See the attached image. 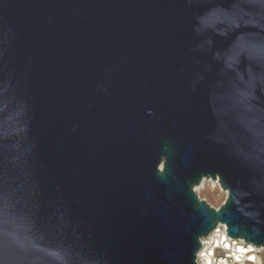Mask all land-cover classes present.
<instances>
[{
    "label": "water",
    "instance_id": "water-1",
    "mask_svg": "<svg viewBox=\"0 0 264 264\" xmlns=\"http://www.w3.org/2000/svg\"><path fill=\"white\" fill-rule=\"evenodd\" d=\"M195 11L184 0H0V23L15 32L9 70L33 103L44 196L59 197L112 264H186L195 237L214 226L190 185L207 174L246 178L204 136L203 87L190 90L202 59L190 51ZM166 138L177 181L154 173ZM219 216L246 223L231 204ZM35 223L42 242L63 239L58 213L42 209Z\"/></svg>",
    "mask_w": 264,
    "mask_h": 264
},
{
    "label": "clouds",
    "instance_id": "clouds-1",
    "mask_svg": "<svg viewBox=\"0 0 264 264\" xmlns=\"http://www.w3.org/2000/svg\"><path fill=\"white\" fill-rule=\"evenodd\" d=\"M184 3L196 9L191 18L196 43L190 51L202 59L200 70L191 76L190 90L199 93L203 87V104L211 120L205 139L246 171V178L234 185L225 183L220 173L202 175L190 185L214 226L195 237L186 264H264V0ZM217 38L229 43L217 47ZM14 40L15 32L0 23V264H112L111 256L89 241L62 200L48 201L44 196L35 162L33 103L16 73L9 70ZM31 68L29 62L26 72ZM99 87L107 91L106 85ZM221 99L226 103L221 104ZM146 115L155 117L156 112L148 108ZM171 152L170 140L163 139L154 167L160 181L180 179L169 167ZM208 179L219 184L224 194L219 207L198 195ZM229 204L246 223L231 226L220 218ZM42 209L61 217L59 244L42 242L36 232L35 218Z\"/></svg>",
    "mask_w": 264,
    "mask_h": 264
},
{
    "label": "rangeland",
    "instance_id": "rangeland-1",
    "mask_svg": "<svg viewBox=\"0 0 264 264\" xmlns=\"http://www.w3.org/2000/svg\"><path fill=\"white\" fill-rule=\"evenodd\" d=\"M219 187V184H215L211 179H208L205 186L199 190L198 195L202 199H206L212 206L219 207L223 203L224 196Z\"/></svg>",
    "mask_w": 264,
    "mask_h": 264
},
{
    "label": "bare ground",
    "instance_id": "bare-ground-1",
    "mask_svg": "<svg viewBox=\"0 0 264 264\" xmlns=\"http://www.w3.org/2000/svg\"><path fill=\"white\" fill-rule=\"evenodd\" d=\"M207 181H208V180H207ZM207 181H206V182H207ZM206 182H205V184H206Z\"/></svg>",
    "mask_w": 264,
    "mask_h": 264
},
{
    "label": "built area",
    "instance_id": "built-area-1",
    "mask_svg": "<svg viewBox=\"0 0 264 264\" xmlns=\"http://www.w3.org/2000/svg\"><path fill=\"white\" fill-rule=\"evenodd\" d=\"M223 230V229H222Z\"/></svg>",
    "mask_w": 264,
    "mask_h": 264
}]
</instances>
